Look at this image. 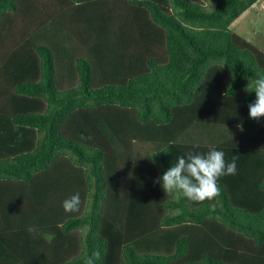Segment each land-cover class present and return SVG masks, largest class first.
Listing matches in <instances>:
<instances>
[{
  "label": "trees",
  "instance_id": "16d2710c",
  "mask_svg": "<svg viewBox=\"0 0 264 264\" xmlns=\"http://www.w3.org/2000/svg\"><path fill=\"white\" fill-rule=\"evenodd\" d=\"M259 1L0 0V264H264V51L232 28ZM211 147L217 197L164 191Z\"/></svg>",
  "mask_w": 264,
  "mask_h": 264
},
{
  "label": "clouds",
  "instance_id": "9594fccd",
  "mask_svg": "<svg viewBox=\"0 0 264 264\" xmlns=\"http://www.w3.org/2000/svg\"><path fill=\"white\" fill-rule=\"evenodd\" d=\"M255 92L256 98L248 105L249 116L259 120L264 117V75L259 76L254 81H249L246 91ZM237 127L243 131V124ZM238 157L234 156L229 163L225 160V153L211 147L207 154L188 153L185 156L176 158L175 163L167 169L158 179L162 182V187L166 193L174 190L182 191L188 199L196 202L212 200L220 194L219 180L225 175H235L237 173ZM81 198L79 193H75L63 201L65 212H78L80 210ZM27 231L35 234V226H29ZM101 259V252L94 251L91 256L84 260V264H95Z\"/></svg>",
  "mask_w": 264,
  "mask_h": 264
},
{
  "label": "rangeland",
  "instance_id": "374dc122",
  "mask_svg": "<svg viewBox=\"0 0 264 264\" xmlns=\"http://www.w3.org/2000/svg\"><path fill=\"white\" fill-rule=\"evenodd\" d=\"M214 6V3H211ZM232 28L237 34L264 51V0H260L242 15Z\"/></svg>",
  "mask_w": 264,
  "mask_h": 264
}]
</instances>
